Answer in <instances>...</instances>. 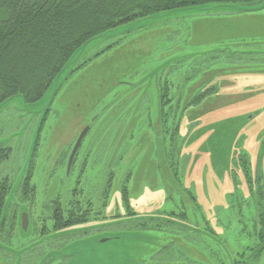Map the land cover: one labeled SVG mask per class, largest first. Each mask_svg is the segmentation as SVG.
<instances>
[{
    "label": "rangeland",
    "instance_id": "1",
    "mask_svg": "<svg viewBox=\"0 0 264 264\" xmlns=\"http://www.w3.org/2000/svg\"><path fill=\"white\" fill-rule=\"evenodd\" d=\"M78 52L90 61L55 79L38 102L19 96L0 104V191L24 179L17 196L30 214L28 228L22 214L1 244L0 264H13L10 253L22 250L25 262L18 264H203V243L215 247L223 239L228 252L222 253L233 262L253 241L250 230L226 236L219 205L227 207L236 189L234 159L243 150L253 176L264 175V7L209 3L164 11L109 30ZM242 59L244 72L232 76L230 64ZM199 65L221 90L215 95L212 85L205 87L199 110L192 107L167 133L161 105L182 112L209 79L192 78ZM240 178L248 195L241 172ZM181 210L205 233L146 220ZM263 262L264 254L256 264Z\"/></svg>",
    "mask_w": 264,
    "mask_h": 264
},
{
    "label": "trees",
    "instance_id": "2",
    "mask_svg": "<svg viewBox=\"0 0 264 264\" xmlns=\"http://www.w3.org/2000/svg\"><path fill=\"white\" fill-rule=\"evenodd\" d=\"M263 2L264 0H0V104L19 96L26 103L38 102L52 82L64 72L68 63L78 53V49L123 24L160 12L195 5L217 3L256 7ZM84 55L85 52L75 60L76 63L67 74L71 75L90 61L85 59ZM242 60L230 64L231 69L233 68L230 72L232 76L244 72V59ZM194 71L192 78L198 79L197 81L209 73L208 68L202 65ZM208 76L205 77L209 78ZM214 79L212 75L206 82H200L196 89L197 96L192 100L184 101L180 114L171 107V103V106H167L161 100V121L163 119L162 123L167 122L162 127L165 132L169 133L168 131H172L173 128L176 130L181 126L186 112L192 107V110H199L197 106L204 97L205 87L212 85ZM218 86L220 85L216 83L208 90L214 89L216 95L221 90V86L220 89ZM209 95L206 93V96ZM165 96L162 92V99L169 103L171 99L164 98ZM179 104L180 101L176 103L177 106ZM206 113V111L197 112L196 118H201ZM171 114L173 118L169 122ZM195 123V126H199L200 121ZM244 152L243 150L239 157L234 159L235 168L232 177L236 189L226 196L227 207L219 205L225 210L222 216L218 211L216 212L218 224L226 232L227 237L233 238L237 234L244 236V231L250 230L249 236L253 243L242 245V249L236 252L232 262L229 254L222 253V251L228 252L224 244L226 239L222 242L218 241L215 247L207 241L203 243L204 247H200L201 253L207 258V261L202 262L203 264H256L264 254V175L258 173L257 176H253L249 158ZM240 172L243 177L245 175L248 195L240 186ZM183 190L186 192V187ZM189 194L195 203L196 214L199 212L208 223L207 215L198 203L197 196L192 192ZM123 195L126 197L127 192H123ZM3 205H5L4 198L0 194V209ZM181 212L172 211L167 212L168 214L164 212L162 213L164 217H151L146 220L160 221L163 223L158 225L160 228L180 226L189 229L192 234L205 233V230L189 224L193 217L191 214L183 210ZM78 214L77 211H73L72 217ZM142 225L145 227L146 224ZM205 228L208 231L210 227ZM211 230L216 235L213 227ZM207 235L210 236L208 232ZM216 258L217 261L213 262Z\"/></svg>",
    "mask_w": 264,
    "mask_h": 264
},
{
    "label": "flooded vegetation",
    "instance_id": "3",
    "mask_svg": "<svg viewBox=\"0 0 264 264\" xmlns=\"http://www.w3.org/2000/svg\"><path fill=\"white\" fill-rule=\"evenodd\" d=\"M4 148L5 146L3 147V149ZM3 149L0 151V153L3 151ZM77 155H78V152L74 158L72 168L74 166ZM23 181L24 179H21V180L17 179L15 183L11 186L10 190L0 191V194L3 195L4 203H5L2 209H0V212H1L0 214V249L3 248L1 244L2 243L6 244V241L10 239L11 234H14L16 226L19 223V220L21 219V215L22 214L24 215V213H27L28 218H29V215H30L29 208L25 205L26 203L20 200L19 197L17 196L20 194ZM21 196L24 198H27V196H24L23 192L21 193ZM21 221H22V225H24L23 217ZM29 221H30V218H29ZM46 237L47 236H45L44 239H46ZM23 251L24 250L20 251L19 253L17 251L15 253H10V255H13V259H12L13 264H18L17 261L25 262V260L23 259H25L26 256L23 255Z\"/></svg>",
    "mask_w": 264,
    "mask_h": 264
},
{
    "label": "water",
    "instance_id": "4",
    "mask_svg": "<svg viewBox=\"0 0 264 264\" xmlns=\"http://www.w3.org/2000/svg\"><path fill=\"white\" fill-rule=\"evenodd\" d=\"M237 4H224V6H229V7H234L236 9H239V10H244V11H253V10H256V9H259V8H263L264 7V3L261 4L260 6H256V7H241V8H238L239 6H236ZM183 9H188V8H183ZM82 53L81 52H78L76 54V56L73 57L72 61L70 63H68L69 65L66 66V68L63 70L64 72H62V74L64 73H67L70 68H72V66L74 65V63H76L75 60H77L78 57H80ZM62 74H60L56 79H58L59 77L62 76ZM90 129V126H87L83 131L82 133L79 135L74 147H73V150L71 152V155L69 157V161H68V165H67V173L70 172L71 170V166L73 164V161H74V158L78 152V149L80 148L81 144H82V141L84 140L85 136L87 135L88 131ZM4 147V144L3 143H0V151L3 149ZM23 223H24V228L27 229L28 228V224H29V218H28V214L27 213H24L23 215ZM106 241V239H105Z\"/></svg>",
    "mask_w": 264,
    "mask_h": 264
}]
</instances>
